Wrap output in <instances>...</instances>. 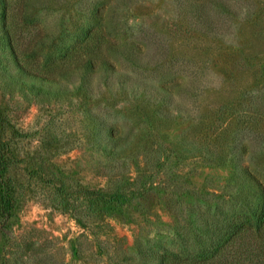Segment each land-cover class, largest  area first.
I'll use <instances>...</instances> for the list:
<instances>
[{
	"label": "rangeland",
	"instance_id": "374dc122",
	"mask_svg": "<svg viewBox=\"0 0 264 264\" xmlns=\"http://www.w3.org/2000/svg\"><path fill=\"white\" fill-rule=\"evenodd\" d=\"M0 178V264H264V0H0Z\"/></svg>",
	"mask_w": 264,
	"mask_h": 264
},
{
	"label": "trees",
	"instance_id": "16d2710c",
	"mask_svg": "<svg viewBox=\"0 0 264 264\" xmlns=\"http://www.w3.org/2000/svg\"><path fill=\"white\" fill-rule=\"evenodd\" d=\"M0 181H1V178H0ZM0 193L2 194V190ZM4 197H6L8 199V202H6V204L4 206L5 208H3V209H4V211H7L6 217H10V215H11L10 212H11V209L13 207V200H12V197L9 195L6 196V194H5ZM3 201L4 200H2V196H1V198H0V206L1 207L4 205ZM202 262H203L202 259L200 261H197V260H183V259H177V258H173V257H165V258H163L162 264H202ZM238 263H239V261H236V264H238Z\"/></svg>",
	"mask_w": 264,
	"mask_h": 264
}]
</instances>
